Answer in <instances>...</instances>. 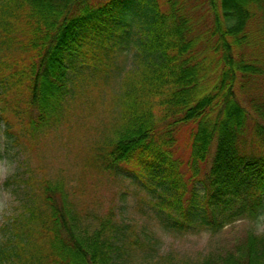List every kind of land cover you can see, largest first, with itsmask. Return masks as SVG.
I'll return each mask as SVG.
<instances>
[{
	"label": "trees",
	"instance_id": "1",
	"mask_svg": "<svg viewBox=\"0 0 264 264\" xmlns=\"http://www.w3.org/2000/svg\"><path fill=\"white\" fill-rule=\"evenodd\" d=\"M208 2L199 24L191 0H0L6 132L9 114L19 135L34 137L80 82L109 80L117 56L133 51L90 169L131 180L172 231L217 233L255 220L264 203V0ZM21 182L24 200L0 227V264H129L156 241L113 208L90 210L62 176L30 173ZM161 258L264 264V235L249 231L198 260Z\"/></svg>",
	"mask_w": 264,
	"mask_h": 264
},
{
	"label": "rangeland",
	"instance_id": "2",
	"mask_svg": "<svg viewBox=\"0 0 264 264\" xmlns=\"http://www.w3.org/2000/svg\"><path fill=\"white\" fill-rule=\"evenodd\" d=\"M191 0L200 24V10L206 8L208 0ZM207 16V15H203ZM203 24L209 26L208 23ZM133 51L121 53L116 58L120 70L104 82L99 78L84 79L75 93L69 96L62 113L49 126L36 129L34 137L19 135L22 124L9 114H4L9 123L0 119V202L5 204V214L0 217V227L7 217L18 211L24 200L22 179L28 174L40 177L62 176L65 184L83 190L77 197H83L87 207L103 213L108 209L116 212V218L134 225L139 231L154 235L147 248L135 254L129 264H160L161 257L170 255L174 262L198 260L210 252H222L230 248L247 232H255V220L239 219L226 225L217 233L205 229L194 232H176L166 228L161 216L150 205V197L131 183L118 177H98L87 163V156L98 143L107 127L117 115V96L121 91L122 79L132 69ZM94 95L98 98H94ZM116 113V114H115ZM189 126H183L177 133V147L186 144ZM16 136L18 143H15ZM185 148V147H184ZM179 151H183L180 147ZM15 176V181L11 180ZM6 181L10 183L6 184ZM264 214V203L258 216ZM257 216V217H258Z\"/></svg>",
	"mask_w": 264,
	"mask_h": 264
},
{
	"label": "clouds",
	"instance_id": "3",
	"mask_svg": "<svg viewBox=\"0 0 264 264\" xmlns=\"http://www.w3.org/2000/svg\"><path fill=\"white\" fill-rule=\"evenodd\" d=\"M0 150H3L2 146H0ZM7 175H0V180H6ZM5 214V204L0 202V217ZM254 234L256 235H264V214H260L257 217V225Z\"/></svg>",
	"mask_w": 264,
	"mask_h": 264
}]
</instances>
